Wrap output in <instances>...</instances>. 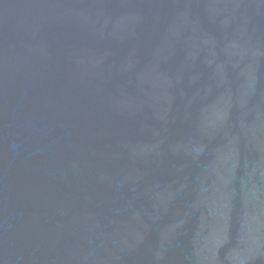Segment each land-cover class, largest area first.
Segmentation results:
<instances>
[{"label":"water","instance_id":"1","mask_svg":"<svg viewBox=\"0 0 264 264\" xmlns=\"http://www.w3.org/2000/svg\"><path fill=\"white\" fill-rule=\"evenodd\" d=\"M0 264H264V0H0Z\"/></svg>","mask_w":264,"mask_h":264}]
</instances>
